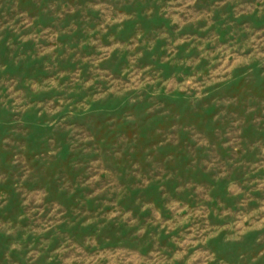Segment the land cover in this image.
I'll use <instances>...</instances> for the list:
<instances>
[{
    "label": "rangeland",
    "instance_id": "1",
    "mask_svg": "<svg viewBox=\"0 0 264 264\" xmlns=\"http://www.w3.org/2000/svg\"><path fill=\"white\" fill-rule=\"evenodd\" d=\"M0 264H264V0H0Z\"/></svg>",
    "mask_w": 264,
    "mask_h": 264
}]
</instances>
